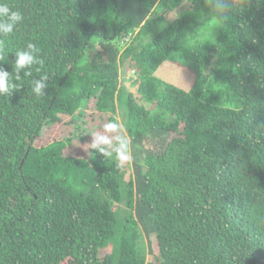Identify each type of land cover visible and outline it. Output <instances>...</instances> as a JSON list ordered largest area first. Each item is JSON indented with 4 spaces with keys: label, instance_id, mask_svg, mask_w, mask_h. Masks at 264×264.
<instances>
[{
    "label": "trees",
    "instance_id": "trees-1",
    "mask_svg": "<svg viewBox=\"0 0 264 264\" xmlns=\"http://www.w3.org/2000/svg\"><path fill=\"white\" fill-rule=\"evenodd\" d=\"M5 2L0 68L30 42L44 63L0 96V264H264V0ZM88 112L126 164L67 151Z\"/></svg>",
    "mask_w": 264,
    "mask_h": 264
},
{
    "label": "clouds",
    "instance_id": "clouds-1",
    "mask_svg": "<svg viewBox=\"0 0 264 264\" xmlns=\"http://www.w3.org/2000/svg\"><path fill=\"white\" fill-rule=\"evenodd\" d=\"M24 21V15L21 11L14 10L5 0H0V38L7 37L19 30V26ZM3 40L0 39V45ZM40 49L34 43H28L27 47L15 53L14 74L15 82L12 80L13 74H10L4 68H0V96L9 97L15 91L22 89L18 83L23 77L32 75L33 66H43L44 61L40 58ZM40 67L36 71H40ZM49 77L47 74L35 78L31 82V92L36 97H43L47 94ZM103 133L99 130L91 132L92 142L89 147L98 151L106 157H112L115 153L119 165L126 164L131 158V145L128 139L126 129L118 121L109 120L103 124ZM111 134V135H109ZM115 141V143H114Z\"/></svg>",
    "mask_w": 264,
    "mask_h": 264
},
{
    "label": "rangeland",
    "instance_id": "rangeland-1",
    "mask_svg": "<svg viewBox=\"0 0 264 264\" xmlns=\"http://www.w3.org/2000/svg\"><path fill=\"white\" fill-rule=\"evenodd\" d=\"M168 18H169L168 20H174L177 18V15L173 12L172 14H170ZM131 75H133V73ZM87 122L88 123L84 126L86 132H84L83 137L85 138L80 139L76 137L75 142H74L75 146H72L71 148L67 149L68 152H74L75 154H78V155H80V152L82 151L87 152L90 149L87 146L90 145L92 142V136L90 133L93 131L99 130L101 134H105L103 133V124L107 122H103V121H100L99 119H96L89 112H88ZM75 129H76L75 127L69 126L63 123H57L51 127L49 126L45 127L42 132V135L36 140L35 144L43 145V144L48 143L51 140L58 139V138L61 139L63 137L72 135ZM81 143H83L84 146L82 148H79L78 146H80Z\"/></svg>",
    "mask_w": 264,
    "mask_h": 264
}]
</instances>
